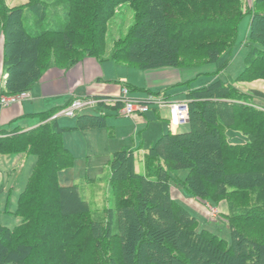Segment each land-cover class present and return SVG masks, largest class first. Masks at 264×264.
<instances>
[{"label":"trees","instance_id":"16d2710c","mask_svg":"<svg viewBox=\"0 0 264 264\" xmlns=\"http://www.w3.org/2000/svg\"><path fill=\"white\" fill-rule=\"evenodd\" d=\"M65 1V22L40 29L24 19L25 6L0 0L4 93H28L53 67L68 69L85 57L105 59L108 20L123 0ZM124 1L134 5L135 22L114 41L109 55L114 62L144 72L182 68L189 66L184 53L192 50L208 54L207 63H218L249 13L252 48L244 68L233 80L217 78L186 91L187 124L165 131L149 147L143 173L135 167L136 149L114 151L108 178L112 203L102 207L85 199L79 184H59L58 175L74 165L64 134L108 127L109 114L80 112L73 126L61 125L56 114L71 100L37 113L42 123L36 127H0V154L36 157L19 195V225L12 229L0 220V264H264V118L258 121L264 112L242 102L246 94L234 84L264 78V0L247 9L244 0ZM43 3L32 0L29 10L38 14ZM217 7L234 14L224 17L215 13ZM231 121L248 124L255 133L244 143L231 142L226 132ZM181 169L188 171L183 183L194 198L219 206L227 200L229 244L198 228V217L172 194L171 179Z\"/></svg>","mask_w":264,"mask_h":264},{"label":"rangeland","instance_id":"374dc122","mask_svg":"<svg viewBox=\"0 0 264 264\" xmlns=\"http://www.w3.org/2000/svg\"><path fill=\"white\" fill-rule=\"evenodd\" d=\"M5 1L10 7L25 6L24 19L28 24L32 23L34 27L40 29H45L52 23L56 25L63 24L69 13V5L65 0H46L43 5L37 6L38 14L29 10L28 4L32 0ZM253 1L244 0V9H247V6H253ZM198 10L201 14L205 13L202 5ZM208 10H211V8ZM135 12L134 5L129 1L123 0L115 6L113 16L107 24V45L104 52L105 59L102 61L110 73V77L117 79L119 75L123 74L124 78H128L129 87L131 88H129L130 97L147 99L149 96H153L157 97L159 103H168L171 100L183 101L186 100L185 93L187 90L207 85L217 78L233 80L244 68V57L252 48L249 39V26L251 23V14L249 13L245 14L239 22L236 40L232 48L218 63H207L209 61L208 54L189 50L183 55L186 64L189 65L182 67L186 74H189L186 81L165 88L167 94L163 91V95H153V93L151 95L147 90L145 91V88H142L145 82L141 69L119 65L109 59L114 41L125 37L134 24ZM215 13H220L224 17H230L234 14L228 7H222L221 9L217 7ZM206 14H213V9L209 13L206 12ZM0 50H2V37H0ZM69 55L73 56V53H69ZM225 60L229 62L227 67L222 65ZM3 74H5V71L1 68L0 78L4 76ZM234 84L246 94L242 102L264 112V78L239 81ZM94 98L101 101L99 98ZM26 101L24 100L25 103H27ZM159 103H153L151 110L143 117L142 121L123 114L120 115L110 109L102 108V106L95 107L98 104L77 110V113H108V127L70 130L64 134L63 144L74 157V165L59 173V184L77 183L81 187L83 197L90 201L93 206L110 205L112 195L108 177L110 176L109 160L111 154L121 149H136L135 167L137 172L143 173L145 169L144 154L149 149L153 137H158L162 131H168L172 126L168 119L162 118L160 112L156 111L155 105H159ZM165 108L168 109V107ZM34 115V113L29 115L32 117L27 120V128H33L40 124L41 120ZM262 116L264 115L260 114L258 121L264 118ZM58 122L61 125L73 126L76 123V116L60 115ZM227 124L230 126L226 129L227 136L234 143H244L249 140V135L255 133V130L248 124H242L238 121H231ZM14 128L8 127L7 129ZM35 162L36 157L34 155L0 154V220L4 226L14 229L21 221V217L15 213L18 199L32 174ZM187 173L186 169L174 171L175 176L171 179L172 194L179 198V201L198 217V228L211 230L227 240L229 244L231 242V231L227 223L229 213L227 200H221L219 206L194 198L183 183ZM242 206L240 204L236 205L238 208ZM260 235L264 236V232H260Z\"/></svg>","mask_w":264,"mask_h":264},{"label":"crops","instance_id":"0c3cea01","mask_svg":"<svg viewBox=\"0 0 264 264\" xmlns=\"http://www.w3.org/2000/svg\"><path fill=\"white\" fill-rule=\"evenodd\" d=\"M1 52L2 50H0V69H3ZM102 61H104V59L85 57L68 69L59 67L49 69L44 74L43 78L34 84L25 98L20 102L0 109V127L14 128L18 126L27 128V120L29 117H32L29 115L33 113L35 114L34 116L39 117L36 115L37 113L49 110L53 107L64 106L71 100L94 97L107 102L108 105L102 106V108L110 109L121 115V108H115L114 106L116 103L112 102L111 99L119 95L121 89L129 84L128 78H124L123 74L119 75L117 79L110 77V73ZM116 64L124 65L120 63ZM3 75L5 76V74ZM143 75L145 83L142 88H145V91L149 90L148 92L150 94L153 93V95H160L163 91L167 94L165 88L176 84H182L183 81H186L189 77V74H186L183 68H161L147 72L143 71ZM24 100H27V103H25ZM98 106L99 105L95 107ZM155 107L156 111L158 110L160 112L162 118L168 119L169 112L165 106L155 105ZM148 112L132 116V118L142 121L143 117H145ZM60 115L64 114L58 113L56 116ZM39 119L41 120L40 117ZM41 123L42 120L40 124ZM173 127L171 126L170 129H178H174ZM164 132L165 131H162L156 138L153 137L152 143L150 144L153 145ZM93 180H95V178H93Z\"/></svg>","mask_w":264,"mask_h":264},{"label":"built area","instance_id":"2783aa9c","mask_svg":"<svg viewBox=\"0 0 264 264\" xmlns=\"http://www.w3.org/2000/svg\"><path fill=\"white\" fill-rule=\"evenodd\" d=\"M2 78L3 77L0 78V109L20 102L23 98L27 96V93L16 95L4 93V83ZM111 100L115 103L121 102L123 104L120 110L121 114L130 117L138 114H144L151 109L153 103H159L157 97L153 96H149V98L147 99L130 97V89L127 86H124L121 89L120 94L115 96ZM98 103L99 101L95 98L76 99L71 103V105L63 108L58 113L74 116L77 113V110H81L82 108L96 105ZM159 106L168 107L169 121L171 122L172 126L180 127L187 124L189 120V107L186 100H171L168 101V103H159Z\"/></svg>","mask_w":264,"mask_h":264}]
</instances>
